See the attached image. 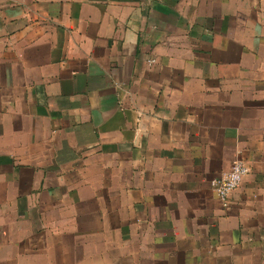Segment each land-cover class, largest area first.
<instances>
[{
  "label": "crops",
  "instance_id": "crops-1",
  "mask_svg": "<svg viewBox=\"0 0 264 264\" xmlns=\"http://www.w3.org/2000/svg\"><path fill=\"white\" fill-rule=\"evenodd\" d=\"M0 264H264V0H0Z\"/></svg>",
  "mask_w": 264,
  "mask_h": 264
},
{
  "label": "built area",
  "instance_id": "built-area-1",
  "mask_svg": "<svg viewBox=\"0 0 264 264\" xmlns=\"http://www.w3.org/2000/svg\"><path fill=\"white\" fill-rule=\"evenodd\" d=\"M249 166L242 160L233 162L229 172L211 182V188L221 204L227 208L231 195L249 174Z\"/></svg>",
  "mask_w": 264,
  "mask_h": 264
}]
</instances>
